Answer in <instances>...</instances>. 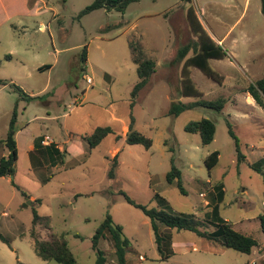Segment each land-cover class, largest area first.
<instances>
[{"label":"rangeland","instance_id":"1","mask_svg":"<svg viewBox=\"0 0 264 264\" xmlns=\"http://www.w3.org/2000/svg\"><path fill=\"white\" fill-rule=\"evenodd\" d=\"M33 1H28V9ZM38 1L43 5L35 14H24L22 6L16 5L13 11L17 14L0 28V80L15 84L27 95L39 96L26 102L9 86H0V139L5 137L15 105L19 131L12 177L15 187L11 178H0V234L9 240V245L0 242V264H57L34 253L29 232L33 212L50 217V229L44 224L35 227L39 239L45 240L50 233L63 236L77 264L95 263L91 238L107 213L129 241L126 264H262L264 236L258 217L264 213V171L257 173L250 166L264 157V110L249 102L245 92L264 78L260 0H139L123 13L96 10L80 18L78 14L91 0ZM189 7L214 41L226 35L222 43L226 57L209 61L210 68L223 78L220 84L197 68H189L201 93L198 98L179 95L184 61L175 62L177 49L194 38L185 17ZM131 40L139 42L156 62L155 73L132 107L131 91L138 77ZM43 66L51 69L40 71ZM217 99L225 100L220 112L195 107L176 117L168 115L172 102ZM131 118L134 129L151 140L149 149L125 143L123 124L127 128ZM201 119L215 125L213 140L205 146L198 134L184 130L189 122ZM61 125L79 136L99 127H109L112 133L94 149L79 140L70 143L69 150L63 148L62 163H68L64 171L46 167L47 157L37 153L40 169L26 171L28 142L45 135L61 145ZM228 125L244 157L240 163ZM214 151L219 159L208 171L204 160ZM115 155V177L108 180ZM172 163L181 172L184 194L176 182L165 180ZM216 185L224 191L218 217L257 239L259 247L253 255L212 242L201 245L195 233L174 229L171 233L162 224H158L157 242L149 219L119 194L125 193L148 209L193 214L199 230L210 234L216 232L218 222L206 221L202 213L211 211ZM165 232L170 234V244L161 238ZM190 240L193 245L178 246L172 253L173 241ZM98 249L106 263L116 264L108 237L99 242Z\"/></svg>","mask_w":264,"mask_h":264},{"label":"trees","instance_id":"2","mask_svg":"<svg viewBox=\"0 0 264 264\" xmlns=\"http://www.w3.org/2000/svg\"><path fill=\"white\" fill-rule=\"evenodd\" d=\"M137 1L139 0H91L90 4L87 5L82 11H80V13L78 14V18L96 10H114L116 12L123 13L128 5ZM260 11L264 17V0H260ZM185 17L190 32L194 38L188 43L180 46L176 51L175 62L184 61L180 71L179 95L182 97L198 98L201 96V93L195 88L194 83L191 80L189 68H197L205 76L220 84L223 78L221 75L210 68L209 61L212 59H224L227 53L226 50L223 49L221 45L217 44L204 30L192 7H189L187 9ZM129 48L132 54L133 62L137 66L138 77V81L133 86L131 91L132 102L130 106L132 107L134 104V99L138 95L139 91L147 85L149 78L155 73L156 62L151 56L146 53L139 42L131 40L129 42ZM85 51L86 49L84 48V54ZM189 53H191V55L187 57ZM82 62H85L84 55L82 58ZM49 68L50 66H44L39 70H48ZM84 69L85 68L83 67V70ZM0 86H9L19 95L21 100H24L26 102H31L39 99V96L31 97L25 94L22 89L17 87L15 84H9L0 80ZM245 92L251 97V99L257 106L261 107L264 110V78L255 81L253 84H250L245 89ZM224 105V99H217L215 101L197 100L189 104L172 102L168 111V115L176 117L181 112L188 109H193L195 107H202L220 112L224 108ZM16 119L17 105H15L12 110L5 139L0 141V146L7 152L6 156L0 157V178H11L10 182L14 187L15 184L12 181V177L15 172L14 167L18 158V152L15 142ZM228 126L229 135L234 140L237 152V162L240 163L243 161L244 157L239 152L238 140L232 132L230 125ZM184 130L191 134H198L200 137V144L202 146H205L210 144L213 140L215 125L208 119H201L199 121L189 122L185 126ZM111 133L112 130L109 127H99L95 128L89 135L84 136L83 140L86 142L89 149H94L102 142L103 139H105ZM42 140L43 138L41 137H38L35 140L34 149L29 154V158L33 168L41 167V165L38 163L39 159L35 156V153H37L39 157H47V159L44 158V160L50 167H54L57 164H62L61 151L56 148V145L54 143H50L47 146L41 145ZM125 143L127 145H141L145 149H149L152 144L149 138L145 137L134 129V122L132 118L130 119L127 131L125 133ZM218 159L219 153L217 151L212 152L205 158L204 165L208 171H210L217 164ZM117 165V155H115L110 161V167L106 176L108 180H112L115 177ZM250 167L257 173L263 172L264 157L251 164ZM165 180L168 184L176 182L177 188L181 193L184 194V190L181 184V172L173 165V163L170 171L165 175ZM213 189L215 192L214 202L211 205V211L207 213L204 219L209 222H211V220H216L218 222V228L216 232L210 234L199 230V221L195 219L193 214H172L163 211L162 209H148L146 206L135 203L125 193L119 192V194L122 195L127 204L139 210L146 218L149 219L157 242L160 240V236L158 235V224H162L167 229H174L177 231H190L195 233L197 236L205 238L209 241L218 242L224 248L232 249L241 254L249 255L252 249L259 246L257 239L253 238L251 235H245L239 231H236L233 228L232 224L218 217V204L223 199L224 191L222 185H216L213 187ZM155 196L160 200V202L163 203L158 195ZM258 221L260 230L264 236V213L258 217ZM43 224L45 225L46 229H50V217L39 216L36 212H33L31 228L29 232L30 237L33 239V249L35 255L43 261H54L57 264H77L63 236H58L54 233H50L45 240L39 239L35 227H41V225ZM107 237L109 238L113 246L116 264H126L125 256L128 251L129 241L125 237H123L121 227L113 223L112 218L108 213L106 214L105 219L96 228L91 238V246L96 254L94 264H109L106 263L103 251L98 249L99 242ZM161 238L165 239L166 243L170 244V234L168 232H165V235H163V237L161 236ZM0 242L9 245V240L2 234H0Z\"/></svg>","mask_w":264,"mask_h":264},{"label":"crops","instance_id":"3","mask_svg":"<svg viewBox=\"0 0 264 264\" xmlns=\"http://www.w3.org/2000/svg\"><path fill=\"white\" fill-rule=\"evenodd\" d=\"M17 1V2H16ZM28 1L29 0H0V28L3 26V24H5L6 22H8V21H10L11 20V17L12 16H14V15H16L17 13L15 12V11H13L14 10V8L16 7V5H21L22 6V8L24 9V11H23V13L24 14H35L36 12H38L39 10H41V6L43 5V3L41 2H39L38 0H34L33 1V3H32V5H31V7L28 9ZM32 2V1H31ZM186 16V15H185ZM20 21V20H19ZM17 26H14L13 28H16ZM40 29L41 30H43L44 29V27H43V25H41L40 26ZM226 39V35H224L223 36V38H221V40H217V41H215L217 44H219V45H221L222 46V43H223V41ZM9 52L8 53H11L12 52V50H8ZM7 58V57H6ZM8 59H10V57L8 58ZM20 64H21V66L22 67H24V62H20ZM44 67V66H43ZM42 68V67H41ZM51 69V67L48 69V71ZM35 94H33L32 92L30 93V95L29 96H34ZM250 97V96H249ZM249 102H253V100L251 99V97H250V99H249ZM49 120H52V119H48L47 121H49ZM8 128V127H7ZM123 130L126 132L127 131V128H126V125L125 124H123ZM7 132V131H6ZM20 132H22V131H20ZM19 134V131L16 129V133H15V137L17 136ZM60 134H62L63 135V138H64V140H63V142H62V144L60 145V144H58V143H54L51 139H50V141H51V143H54L55 145H56V148L59 150V151H62L63 150V148H65L66 150H69V144L70 143H73V141H75V140H79V141H82V144H84L85 145V147L86 148H88L87 147V144H86V142L83 140V138H84V136H79V134H77V133H73V132H71V130H68V128L64 125H61V128H60ZM5 136H6V134H5ZM43 138L44 137H47V136H45V135H41ZM38 137H40V136H38ZM37 137V138H38ZM37 138H34L33 139V142L32 141H29L28 142V145H27V148H26V152L24 153V157H25V168H26V171H28V172H33V170H34V168H33V166H32V164H31V161H30V158H29V154H30V152L31 151H33V149H34V144H35V140L37 139ZM5 139V137L3 138V139H0V141H2V140H4ZM16 142V141H15ZM17 144V143H16ZM17 147V146H16ZM86 150V149H85ZM115 150H117V148H115L113 151H115ZM81 151H83L82 153L83 154H86V152L84 151V150H82L81 149ZM18 152V151H17ZM7 155V152L1 147V154H0V156L1 157H3V156H6ZM18 155V154H17ZM18 159V158H17ZM28 161V162H27ZM67 164L68 163H62L58 168L56 167V166H54V167H51V168H53L56 172L58 171V172H61V171H64L66 168H68L67 167ZM45 166V165H44ZM46 167H48V165H46ZM37 169H40L39 167L37 168ZM35 171V170H34ZM3 178H8V177H3ZM210 211H207V212H203L202 213V216L203 217H205L206 215H207V213H209ZM4 215H5V213H3ZM233 225V224H232ZM233 228H234V225H233ZM166 230H168V231H171V233H172V229H167L166 228ZM237 231V230H236ZM242 234H244V233H242ZM245 235H248V234H245ZM199 242H201V243H199V244H201V245H204V243L203 242H212V244H219L218 242H215V241H209V240H207V239H205V238H202V237H199ZM184 244H186V245H188V244H190V245H193L194 244V242L193 241H188V242H185V243H182V242H179V241H173L172 243H171V250H172V253H175V252H177V251H175L174 250V248H177L178 246V248H180L181 246H183ZM259 244V243H258ZM222 247V246H221ZM259 247V246H258ZM258 247H256V248H258ZM223 248V247H222ZM254 253H253V249H252V251H251V253L249 254V256L250 255H253ZM260 260L262 261V264H264V257H261L260 258Z\"/></svg>","mask_w":264,"mask_h":264},{"label":"built area","instance_id":"4","mask_svg":"<svg viewBox=\"0 0 264 264\" xmlns=\"http://www.w3.org/2000/svg\"><path fill=\"white\" fill-rule=\"evenodd\" d=\"M87 83H91V80L89 78L86 79ZM51 143L50 139L48 137H44L43 140L41 141V145L47 146Z\"/></svg>","mask_w":264,"mask_h":264},{"label":"water","instance_id":"5","mask_svg":"<svg viewBox=\"0 0 264 264\" xmlns=\"http://www.w3.org/2000/svg\"><path fill=\"white\" fill-rule=\"evenodd\" d=\"M28 205H32L30 201L27 202Z\"/></svg>","mask_w":264,"mask_h":264}]
</instances>
